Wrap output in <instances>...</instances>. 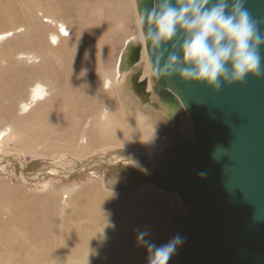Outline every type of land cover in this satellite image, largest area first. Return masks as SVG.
Wrapping results in <instances>:
<instances>
[{
    "label": "rangeland",
    "instance_id": "obj_1",
    "mask_svg": "<svg viewBox=\"0 0 264 264\" xmlns=\"http://www.w3.org/2000/svg\"><path fill=\"white\" fill-rule=\"evenodd\" d=\"M36 1L0 0V32L8 31L0 40V72L18 76L20 68L49 56L56 70L76 66L80 76L55 108L63 94L54 89L22 108L35 85L32 74L4 99L11 113L0 115V131L13 136L0 146V264H92L101 255L109 263L119 244L130 245L135 262L147 264L137 230H147L157 245L168 242L176 235L169 215L177 208L183 212L185 204L153 179L161 165L154 160L171 156L166 128L177 142V127L168 120L173 117L167 105L144 104L132 90L130 78L138 69L144 72L146 48L138 63L126 66L128 46L138 44V0ZM61 24L69 32L61 33ZM28 54L37 57L27 59ZM101 69L106 78L116 74L114 90L108 79L92 82ZM150 99L160 103L161 97L151 93ZM110 114L130 117L131 126L102 128ZM136 116L149 120L144 128ZM157 128L166 146L156 138ZM83 239L88 245L80 255L63 250ZM177 256L176 249L168 264H177Z\"/></svg>",
    "mask_w": 264,
    "mask_h": 264
},
{
    "label": "water",
    "instance_id": "obj_2",
    "mask_svg": "<svg viewBox=\"0 0 264 264\" xmlns=\"http://www.w3.org/2000/svg\"><path fill=\"white\" fill-rule=\"evenodd\" d=\"M144 7L150 8L151 0H138V8ZM245 7L253 19L264 21V0H245ZM258 27L264 31V23ZM184 38L179 29L165 47L182 56ZM141 51L138 44L128 46V68L141 60ZM261 52L264 56V46ZM142 74L138 69L131 76L132 90L144 104L167 105L177 127L171 156L153 174L186 205L184 213L177 208L169 215L176 235L184 238L177 264H264V74L221 83L218 90L177 75L155 78L160 103H151ZM181 106L192 122V139L181 132Z\"/></svg>",
    "mask_w": 264,
    "mask_h": 264
},
{
    "label": "clouds",
    "instance_id": "obj_3",
    "mask_svg": "<svg viewBox=\"0 0 264 264\" xmlns=\"http://www.w3.org/2000/svg\"><path fill=\"white\" fill-rule=\"evenodd\" d=\"M258 23L264 21L252 18L245 0H151L150 8L137 10L136 41L147 49L149 71L157 80L177 75L218 90L221 83L264 74V31ZM179 29L185 34L179 45L182 56L165 47ZM137 232V242L149 253L147 264H168L184 242L176 235L157 245L148 239L147 230Z\"/></svg>",
    "mask_w": 264,
    "mask_h": 264
},
{
    "label": "bare ground",
    "instance_id": "obj_4",
    "mask_svg": "<svg viewBox=\"0 0 264 264\" xmlns=\"http://www.w3.org/2000/svg\"><path fill=\"white\" fill-rule=\"evenodd\" d=\"M34 1H35L34 3H37L36 0H34ZM119 11H122V9H119ZM59 27L62 28L60 30L61 33L62 32H65V33L69 32L65 25L61 24ZM7 33H8V31L0 32V40H2L3 38H6L8 36ZM53 37L56 38L57 36L54 35ZM36 57H37L36 54H31V55L28 54L27 59L36 58ZM48 57L49 56H44L43 61H41L35 67L29 68V69L20 68L18 70V73H17L18 76H16L15 74L11 73V71L8 70V69H5V70L0 72V115H6V114H10L11 113V106H9L10 104L9 105L8 104L5 105V103H4L5 100L4 99L8 98L9 96H12L14 94V92L16 91L17 87H22V86L26 85V81L24 80L23 76H26L28 74H30V75L32 74V77L35 80V85L31 89L29 103L26 102V103L22 104V108L24 110L27 109L28 105H30L31 103L37 102L40 99L46 97L47 94L50 91H52V89H54V90H56L58 92H61V94H63L61 98H57L54 101L56 103V106H53L54 108L61 105L59 101L64 100V97L67 96L66 91H68L69 89H73V91H74V88L77 85H76V81H74L73 77L76 76L75 79L78 80L79 76H80V75L77 76L75 74V72H77V67L69 65L64 70H61V71L56 70L50 64ZM121 60H122V58H121ZM121 60H120V62H121ZM88 67H90V66L86 65V66H84L83 69L87 70ZM97 76H94L93 78H91L92 82H94V83H98V82L104 83L108 79L107 84L110 82V85L108 86V88H112V90H114L113 88L116 87V84H117V82H116V74H115L114 78H106V71L101 69L100 72H99L98 78H97ZM147 76H148V90L152 94L157 95L156 89L154 87V80H153L154 76L149 71L148 60H145V69H144V72H143V74L141 76V79H143L144 77H147ZM72 92H69V93H72ZM109 93H112V92H109ZM108 95L109 94H104V99L107 102H110L109 100H107L109 98ZM164 105L165 104L162 103L159 106L163 107ZM179 114H180V117L182 119V125H181L180 128H181V132H182L184 138L185 139H192L193 138L192 122H191V120L189 118V115H188L187 111L184 109L183 106L180 107ZM136 117H138V116H136ZM134 118H135V116H134ZM168 120H169L170 123L173 121V119L170 116H169ZM134 121L136 122V120H134ZM138 121H139V126H140V127L139 126L138 127L139 128H144L147 125V121H149V120L144 118V117H142V116H140V117H138ZM131 123H132V121H131L130 117H126V118H123V119H117V118L113 117L110 114L108 116V118L104 122L101 123V126L104 129H117L119 126H122V125L131 126ZM161 129L163 130V128H161ZM166 130L169 131L167 138L169 137V141H170V143H172L173 142L172 140H174V138H175L174 131L172 130V128H169V127L166 128ZM4 131H6V130H3L2 132L0 131V146L2 145V141H6L8 139H12V136H13L12 132L11 133L10 132L9 133H5ZM3 133H5V134H3ZM160 133H162V131L159 128H157L155 130V136H156V138H158L160 140V142H162L161 139H160ZM160 161H162V159L154 160V163H158ZM112 199H114V198H112ZM181 210L183 212H185L186 205H184ZM137 227H138V225L135 226V229ZM148 227H150V226L148 225ZM135 229H134V231H135ZM46 232L43 235V238L48 241L49 234H46ZM131 232L132 231H131V229L129 227H125L124 235H128L129 236V234ZM72 243L69 244V245L63 246V250L68 252V253H70L71 255H74V256L80 255L82 253V251L88 245V242L86 240H84V239L83 240H77V242H72ZM119 247H121V248H118V249L116 248L117 250H115V252L112 251L114 254H112L110 256L109 263H107L106 260H103V257L101 255L92 264H139L138 262H135V260L133 259L130 245H129V247H125V249H123L122 245L120 246V244H119ZM133 247L137 248L138 245H136V246L133 245ZM40 257L41 256H37L36 259H38Z\"/></svg>",
    "mask_w": 264,
    "mask_h": 264
}]
</instances>
